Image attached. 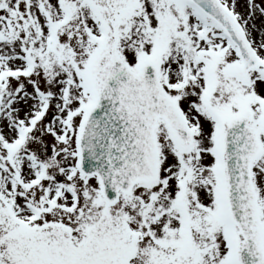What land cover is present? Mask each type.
I'll list each match as a JSON object with an SVG mask.
<instances>
[{
	"label": "snow or ice",
	"instance_id": "snow-or-ice-1",
	"mask_svg": "<svg viewBox=\"0 0 264 264\" xmlns=\"http://www.w3.org/2000/svg\"><path fill=\"white\" fill-rule=\"evenodd\" d=\"M0 264H264V0H0Z\"/></svg>",
	"mask_w": 264,
	"mask_h": 264
}]
</instances>
